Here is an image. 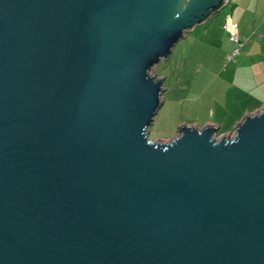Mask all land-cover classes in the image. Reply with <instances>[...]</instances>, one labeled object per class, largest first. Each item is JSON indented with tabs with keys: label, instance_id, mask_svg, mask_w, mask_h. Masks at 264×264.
Wrapping results in <instances>:
<instances>
[{
	"label": "water",
	"instance_id": "water-1",
	"mask_svg": "<svg viewBox=\"0 0 264 264\" xmlns=\"http://www.w3.org/2000/svg\"><path fill=\"white\" fill-rule=\"evenodd\" d=\"M230 1L0 0V264H264V109L150 140Z\"/></svg>",
	"mask_w": 264,
	"mask_h": 264
},
{
	"label": "rangeland",
	"instance_id": "rangeland-1",
	"mask_svg": "<svg viewBox=\"0 0 264 264\" xmlns=\"http://www.w3.org/2000/svg\"><path fill=\"white\" fill-rule=\"evenodd\" d=\"M262 24L264 0H231L220 13L176 45L170 58L152 72L165 78L166 91L164 105L149 128L150 140L169 141L183 125L205 127L212 123L219 127V137L223 133L234 135L245 111L261 106V99L255 89L246 90L241 78L237 88H229L223 80L208 85L215 73L233 68L228 64V55L235 49L230 35L238 29L243 43H255L254 34L260 32Z\"/></svg>",
	"mask_w": 264,
	"mask_h": 264
},
{
	"label": "crops",
	"instance_id": "crops-1",
	"mask_svg": "<svg viewBox=\"0 0 264 264\" xmlns=\"http://www.w3.org/2000/svg\"><path fill=\"white\" fill-rule=\"evenodd\" d=\"M236 31L238 34V29H236ZM260 32H256L254 34V39L256 41L255 43H243V51L240 49L239 54L235 57L234 62L228 61V64H232L233 68L223 72L220 71L218 74L215 73L214 78L208 85L210 86L215 84V81L217 80H223L227 82L229 88H231L230 86L233 85L237 88V86H239L238 81L241 78L243 79V83L246 85V90L250 88L255 89L254 92L261 99V106L245 111L243 116L254 114L264 109V87H262V85L264 86V24L261 25ZM256 68L258 71L255 70ZM220 92L222 93V91ZM212 125L216 126L215 123H212ZM228 134L231 133H223L222 135Z\"/></svg>",
	"mask_w": 264,
	"mask_h": 264
},
{
	"label": "built area",
	"instance_id": "built-area-1",
	"mask_svg": "<svg viewBox=\"0 0 264 264\" xmlns=\"http://www.w3.org/2000/svg\"><path fill=\"white\" fill-rule=\"evenodd\" d=\"M225 28L229 30V26H226ZM229 39H230L231 43L234 44L235 49H234L233 53L229 55V57H228L229 60L228 61L229 62H234L235 57L239 54V51H240V49L243 46V42H242V40L240 39V37L238 36V34L236 32H233L230 35Z\"/></svg>",
	"mask_w": 264,
	"mask_h": 264
},
{
	"label": "trees",
	"instance_id": "trees-1",
	"mask_svg": "<svg viewBox=\"0 0 264 264\" xmlns=\"http://www.w3.org/2000/svg\"><path fill=\"white\" fill-rule=\"evenodd\" d=\"M212 17H213V16H212ZM212 17H211V18H212ZM211 18H210V19H211ZM210 19H209V20H210Z\"/></svg>",
	"mask_w": 264,
	"mask_h": 264
}]
</instances>
